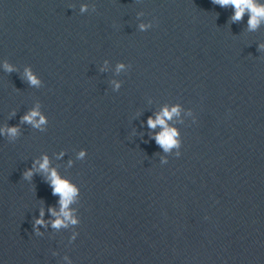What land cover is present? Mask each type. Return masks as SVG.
Returning a JSON list of instances; mask_svg holds the SVG:
<instances>
[{
    "label": "water",
    "instance_id": "water-1",
    "mask_svg": "<svg viewBox=\"0 0 264 264\" xmlns=\"http://www.w3.org/2000/svg\"><path fill=\"white\" fill-rule=\"evenodd\" d=\"M233 13L0 0V128L20 129L0 135V264H264V22ZM37 106L45 131L21 123ZM174 106L180 147L165 152L147 121ZM45 155L78 189L76 224L52 227L60 198L33 168Z\"/></svg>",
    "mask_w": 264,
    "mask_h": 264
},
{
    "label": "clouds",
    "instance_id": "clouds-1",
    "mask_svg": "<svg viewBox=\"0 0 264 264\" xmlns=\"http://www.w3.org/2000/svg\"><path fill=\"white\" fill-rule=\"evenodd\" d=\"M213 4H217L220 7L231 6L234 9V13L231 17L233 22L240 21L244 16L245 12L249 14L248 20V30L255 31L259 25L264 22V5H260L258 0H211ZM86 6L81 7V12L86 11ZM141 29L145 26L141 25ZM259 48L264 49V45H259ZM6 72H13L14 68L7 62L3 65ZM123 64L118 65V69L123 68ZM24 79L28 82L30 86L38 87L41 84L40 79L31 71L30 68H26L23 74ZM116 87L119 88L120 85L116 84ZM179 107L174 106L170 110L165 107L159 114L156 115L155 119L152 117L148 118L147 124L151 129H155L157 126L161 127V132L156 134L154 139L156 143L163 148L165 152L170 151L173 148L180 147L179 133L174 128H170L166 121L171 120L173 116L179 115ZM14 115V113H13ZM21 123H26L31 125L35 129L41 131L46 130V125L48 121L44 115L39 111V106L33 108L27 112L23 117H21ZM20 133L18 126H5L0 128V135L7 136L11 139H15ZM85 155L84 151L79 153L80 157ZM177 157L181 155V152H177ZM38 164V168H36ZM33 168L37 172H42L46 174V180L49 183L52 194L59 196V205L60 211L56 212L55 208L50 207L48 211L52 216L56 217L52 221V227L59 229L61 227H67L69 223L76 224L77 220L73 218L71 211L69 210L70 204L74 202L75 197L78 194V189L66 178H62L54 168H50V162L47 155L43 156L42 160L34 162ZM34 175L33 169L25 170L23 173L24 180H31ZM44 215L43 209L40 211V219L35 221V225H40L44 223L42 217Z\"/></svg>",
    "mask_w": 264,
    "mask_h": 264
}]
</instances>
